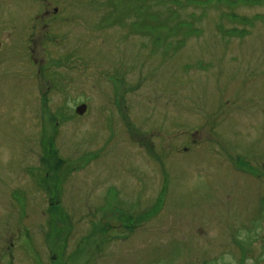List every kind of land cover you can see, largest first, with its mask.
<instances>
[{"label": "rangeland", "instance_id": "1", "mask_svg": "<svg viewBox=\"0 0 264 264\" xmlns=\"http://www.w3.org/2000/svg\"><path fill=\"white\" fill-rule=\"evenodd\" d=\"M84 3L0 9V264H264V0Z\"/></svg>", "mask_w": 264, "mask_h": 264}, {"label": "flooded vegetation", "instance_id": "2", "mask_svg": "<svg viewBox=\"0 0 264 264\" xmlns=\"http://www.w3.org/2000/svg\"><path fill=\"white\" fill-rule=\"evenodd\" d=\"M5 5L11 10V15L8 17V20L11 21V28L14 30V33L10 34L13 37V43L21 42V45L26 48L30 63L33 67L37 65L42 67L49 62L48 58H51L42 50H37L43 37L42 34L40 35L42 29L37 30V28L42 26L44 32L49 29L50 37L56 39L59 36L62 41L68 32L65 28L69 25V21L75 23L83 20V10L85 7L84 0H6V3L5 0H0V9L4 10ZM10 46L13 45L10 44ZM3 48L4 45L0 40V52L3 51ZM41 53L44 54L41 56ZM56 54H60V52L57 51ZM61 66L64 65L61 64ZM37 73L36 71V78ZM44 84L46 82L43 83L41 81L39 86L42 87ZM62 86H59L61 93ZM79 105H84V103L80 102L77 106ZM81 115L78 114V116Z\"/></svg>", "mask_w": 264, "mask_h": 264}, {"label": "water", "instance_id": "3", "mask_svg": "<svg viewBox=\"0 0 264 264\" xmlns=\"http://www.w3.org/2000/svg\"><path fill=\"white\" fill-rule=\"evenodd\" d=\"M86 110V105H79L77 108H76V113L81 115L84 113V111Z\"/></svg>", "mask_w": 264, "mask_h": 264}]
</instances>
